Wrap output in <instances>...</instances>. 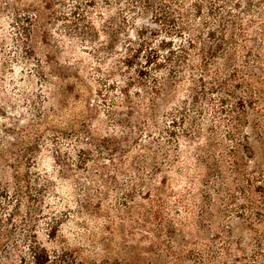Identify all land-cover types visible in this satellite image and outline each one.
I'll list each match as a JSON object with an SVG mask.
<instances>
[{"label":"rangeland","instance_id":"374dc122","mask_svg":"<svg viewBox=\"0 0 264 264\" xmlns=\"http://www.w3.org/2000/svg\"><path fill=\"white\" fill-rule=\"evenodd\" d=\"M39 248L264 264V0H0V264Z\"/></svg>","mask_w":264,"mask_h":264},{"label":"trees","instance_id":"16d2710c","mask_svg":"<svg viewBox=\"0 0 264 264\" xmlns=\"http://www.w3.org/2000/svg\"><path fill=\"white\" fill-rule=\"evenodd\" d=\"M247 13L246 14H251V12L246 11ZM224 26V25H223ZM222 30H226V27L222 28ZM239 36H241V38H245V35H244V30H241L239 31ZM198 39L200 38V36H196ZM188 43L191 45V46H194L193 44V41L192 40H188ZM223 46L226 45V43L223 41L222 42ZM220 44V45H222ZM235 47V46H234ZM234 47L232 49H234ZM230 48V44H227V49ZM225 49V48H223ZM223 55V54H222ZM236 55V53H235ZM218 57V56H217ZM226 63H230L234 60V58H232V56H230L229 58H227L226 56H221ZM236 57V56H235ZM213 59H216V56H213ZM207 67V66H206ZM233 71H236L238 73V70L237 69H233ZM193 79V77H192ZM200 81V80H199ZM240 100V98H239ZM34 255H33V259H34V263L35 264H44L45 261H47L49 259V255L46 251H44L43 249L39 248L37 249L36 251L34 250Z\"/></svg>","mask_w":264,"mask_h":264}]
</instances>
